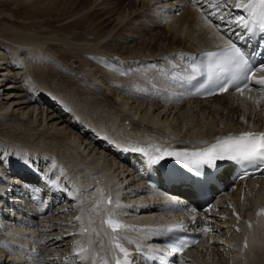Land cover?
<instances>
[{
  "label": "bare ground",
  "instance_id": "6f19581e",
  "mask_svg": "<svg viewBox=\"0 0 264 264\" xmlns=\"http://www.w3.org/2000/svg\"><path fill=\"white\" fill-rule=\"evenodd\" d=\"M114 1L122 2V0ZM127 1L128 10L133 11L132 13H135V17L137 16L138 19H147L148 23H145V25L150 30H154L157 27L162 28V32L158 31L155 34V41L156 43L158 42L156 45L162 43L166 45V48H163L165 45L160 47L155 55L163 51L165 53H175V56L179 58L173 64L176 68L185 67L188 69V60L185 64L184 58H190L194 50L209 47L212 43L219 40V28L214 23H217L223 30L236 29L239 25L236 18L230 21L224 17V14L213 18L214 23H211L204 15L197 13L192 8L193 3H201L210 11V16L216 12L213 9V5L215 8L214 2L219 3V6L229 4L232 7L235 4V0ZM163 6H167L171 10L177 8V15L163 14ZM179 6L182 7L179 8ZM9 32H12V30H9ZM20 34L22 33H17V35ZM97 36L99 37V35ZM23 37V40L21 39L22 42L21 40L18 41L21 42L19 44L20 50L15 49V51L10 53L5 51V49L0 50V145L4 146L2 151L5 148L6 153L9 150L10 152L14 151L22 159H24L23 149L28 152L34 151L41 156L54 157L56 171L53 176L58 180V184L67 177L71 181L72 186L69 192H71L73 200L64 203L69 205V208L74 205L75 209H77L71 214L76 218V224L66 225L67 220L64 218L66 215L64 213L61 216L48 215L44 219L45 221L47 220L46 223L40 222L37 229L29 231V233H34L35 231L41 233L42 240L52 246L48 248L51 251L47 259L50 264H99L101 262L100 258L106 257L108 251L107 234L97 224V219L100 215L113 210V205L117 203V198L114 194L111 193L110 195L109 193L112 177L117 175L118 182H128V179L123 180L122 177H119L118 171L116 174L114 173V167L118 164V161L115 159L113 160L114 162L111 161L110 163L109 159L106 160V154H109V152H106L98 143L91 150L90 145H94V143H91L92 141L90 145H86L87 139L84 134H81V132L73 133L74 130L72 131L71 129L73 125L70 124L74 120L73 117L78 118L75 124L82 131L90 133V130H87L89 128L113 141L117 140L121 144L125 143V145L135 142L134 139H138L143 141V148H147L148 143L158 140L175 146L202 144L215 134H226L229 131L238 130L246 126L248 121H250L249 119L253 120L252 123L257 128H261L264 125V106L257 109L254 106L242 105L229 95L213 97L208 103L191 101L190 104L192 105L188 112L187 105H183V102L179 101L177 97L170 98L168 96L169 92L175 93L172 88L167 89L163 86L164 84L161 85L163 88L156 87L161 81H166L165 85L168 84L170 86L169 73L163 69L160 72L155 70L156 68H153L152 71L144 68L145 70L141 69L140 73H138V70L137 73L132 71L131 76L129 75L130 77L125 81L131 88L127 84L123 86V88L126 87L125 89L127 87L130 89H128V95L126 93V95L122 96L123 94L121 95L114 91L111 88L110 82L112 83V81H109V77H106L108 83L105 84L104 89L99 87L92 80L99 75L97 73L99 70L95 72L94 69L95 65L98 67V61L107 66L108 70L111 68L110 73L114 69L115 62L112 63L107 60L110 59L108 56L113 55L114 59L120 58L122 60L128 58L127 61L130 64H133L131 63L133 61L135 64L142 65L148 62L145 59H143L144 61L133 59L136 54L140 55L142 51L138 53H123L120 43V45L117 43L116 50H108L110 53L102 51V48L99 49L100 44L76 46L66 43L67 50L70 52L74 51L79 55L82 53V56L83 53L93 55L91 51L98 49V54L93 57L94 60H98V63L94 65L86 64L83 73H81L83 78L89 80L88 84H82L74 74H68L66 73L67 71L62 72V70H59L58 73L64 79H60L59 82L58 80L55 82L51 81L52 79L49 81L45 75L55 73L54 64L61 63V60L49 53V50L45 48L47 42L40 40L37 42L27 32L23 33ZM26 38L33 41H29ZM58 41L61 45L65 43V41ZM16 43L13 44L17 45ZM79 55L78 57H80ZM162 56L164 57L165 55ZM88 59L86 60L88 61ZM45 63L48 66H44ZM120 63L122 65V61ZM107 64H110V67ZM121 65L119 66L122 67ZM63 66L66 67L67 64L62 63L61 69ZM115 66L119 67L116 63ZM116 70L114 69L115 73ZM101 72L104 71L101 70ZM106 73L108 74V72ZM115 73L113 72L112 74L116 77ZM127 73L130 74L129 72ZM103 74L101 75L103 76ZM107 74L106 76H108ZM177 75L173 73V77H177ZM12 76L19 77V80L22 79L21 82L14 84L11 79ZM27 77H29L30 81L26 79ZM44 77L49 83L45 81ZM56 82L60 84L58 86H62L65 89L74 87L77 89H74L73 92L62 93L64 90L55 89L53 84ZM113 83L114 85L117 84ZM2 84L6 85L2 86ZM122 89L120 88V90ZM125 89L124 91H126ZM108 90L111 95L104 93V91ZM51 93H54L59 98H54V102H50V104L53 107L57 106L60 110L61 105L64 103L73 115L67 113L64 116H59L53 108L39 103V101L43 100L48 104V95H51ZM51 97L53 96L51 95ZM137 99H140V101ZM171 116L173 117L172 120L175 119L179 122V128H172V121L169 120ZM19 144L23 149L18 146ZM258 184V188L252 198L257 200V203H262L264 202V181H260ZM228 197L233 200L236 206H241V210L246 205L245 212L248 210V203L252 202L251 198H246L245 194L242 193L240 185H237L236 190L229 195L226 194V198ZM109 199L111 203H109ZM149 207L150 205L148 204L147 208ZM159 215L158 209L131 214L125 220L134 227L130 225L125 228L124 234L129 238L144 235L146 230L138 228L147 225L152 220L158 221L159 218L157 219V216ZM220 224L228 225L230 222L226 221ZM49 226H51L50 229ZM21 229H24V227ZM82 229H88V231L82 232ZM47 230L50 231L48 232ZM71 231L78 233H73L74 235L66 237V233ZM228 232H230V229H228ZM246 238L248 241L247 249L226 252L223 247L215 244V246L209 247L211 256L218 258L217 264H264L263 224L256 229H251ZM122 240L127 242L125 237ZM101 244L103 245L102 247ZM82 247L88 249L86 253L88 258L85 260H82L77 255ZM0 250L3 252L2 249ZM196 259L197 261L202 260L205 264H213V262H206L202 255L196 256Z\"/></svg>",
  "mask_w": 264,
  "mask_h": 264
},
{
  "label": "rangeland",
  "instance_id": "374dc122",
  "mask_svg": "<svg viewBox=\"0 0 264 264\" xmlns=\"http://www.w3.org/2000/svg\"><path fill=\"white\" fill-rule=\"evenodd\" d=\"M127 2H128L127 0H122V2L120 3L114 0H0V50L5 49V51H7L8 53L15 51V49L20 50L19 44H21L24 38L23 33L27 32L32 35L33 40L37 42L39 40L42 42H47L45 48L49 50V53L57 56V58L61 60V63L58 62L54 64L56 68L54 69L55 73L49 74L47 72L48 75H45V77H47L49 81L52 79L51 81L55 82L58 80L59 82L60 79L62 78L64 79V77L62 75H59L60 73H58L59 70L60 71L62 70V72L67 71L66 73L68 74H72V75L74 74L75 77H77L82 84H88L89 80L83 78L81 73H83L86 64L94 65L95 63L99 62L98 67L97 65L94 66L95 72L99 70V72H97L99 73V75L97 74L98 76L92 79L94 81V84L97 83L96 85L104 89L105 84L108 83L107 81L108 79H106V77L107 78L109 77V81L110 80L112 81V83L110 82L111 88H113L114 91H116L118 94L121 95L123 94L122 96L126 95V93L128 95V89L131 87L125 82L127 79L126 76L130 77L131 74L133 73L132 71H134V73H137V70H131V71H126V70H129L131 68L133 69L135 68V66H137L135 65L134 67H131V65L135 64L134 61L131 62L133 64H130L127 61L128 58H124L122 60L120 58L114 59L113 55L108 56L110 57V59L107 60L111 61L112 63L115 62L117 66L121 65L120 62L122 61V65H121L122 67L120 66L116 67L114 63V69L115 70L117 69L116 73L114 69L111 70L112 73L113 72L115 73L116 77L118 76L116 78L115 76H113L114 74L110 73L111 68H109L108 70L107 66L103 65V63H101L97 59L94 60L93 57L96 56V54H98L97 53L99 51L98 49L96 51H91L93 52V55L89 53L87 54L83 53L84 59L83 56L81 55L82 53L79 55L74 51L70 52L69 50L66 49V43L76 46L77 45L81 46L82 44L83 46L100 44L101 46L99 45V49L102 48V51L106 53H110L109 51L116 50L117 45L120 43L121 44L120 47L122 48L121 50L123 51V53H131V52L138 53L142 51L140 52L141 53L140 55L136 54L134 56L135 58L132 57L134 60L141 59V61H144L142 60L143 57H148V58L154 57L155 59L156 56H159V54L158 55L155 54H157L158 53L157 51L160 49V47H163L165 44L163 45L161 43L160 45H156L158 42L156 43L155 41L156 38L155 34L158 31L162 32L163 31L162 28L157 27L154 30H150L148 26L145 25V23H148L147 19H143V18L138 19L137 16L135 17V13H132L133 11L128 10ZM133 17L134 19H132ZM9 30H12V32L14 33L9 32ZM17 33L18 34L22 33V34L17 35ZM97 35H99V37ZM26 39H28L29 41H33L32 39L30 40L29 38ZM19 40H21V42H18ZM58 40L65 41V43H63L64 45L58 43L59 42ZM15 41L18 43H16ZM13 43H16L18 47H16L17 45ZM163 48L165 49L166 45ZM75 54L77 55L75 56ZM78 55L80 57H78ZM86 59H88V61ZM124 62L125 64L127 63L126 64L127 66L125 64L123 65ZM62 63L63 64L66 63L67 66L66 67L63 66L64 68L62 67L61 69ZM107 65L108 67H110L109 66L110 64ZM44 66H48V64L45 63ZM153 68H157V67H153ZM101 70L104 72H101ZM143 70L145 69L143 68ZM139 71L141 72L142 70H138V73H140ZM106 72H108V74ZM127 72H129L130 74H128ZM102 73H104L103 76L101 75ZM124 73L127 74L125 75ZM106 74L108 76H106ZM12 77L11 79L17 78V76H12ZM101 77L104 79H102ZM97 78L99 79V81ZM112 78H116V79H112ZM47 79L45 81L49 83ZM21 80L22 79H20L16 83L21 82ZM58 82L55 83L56 85L55 84L53 85L55 89L57 88L59 91H63V90L65 91V92L63 91L62 93H67L70 91L73 92L74 89H77L75 87L65 89L62 86H58L60 85ZM113 82L117 84L114 85ZM165 82L166 81H161L160 83L157 84L156 87L163 88L164 86L167 89H171L169 88L168 84L165 85ZM13 83L16 84L15 82ZM125 84H127L129 88L128 87L127 89H125L126 87L123 88ZM162 84L164 85L161 86ZM5 85L6 84H2V86ZM120 88L121 89L123 88L122 89L123 91L120 90ZM124 89L126 91H124ZM109 92H110L109 90L104 91L106 95H108ZM109 95L111 94L109 93ZM191 105L192 104H189L188 106V112L190 111L189 108L191 107ZM172 118L173 117L171 116L169 119L170 121H172L171 122L172 128L173 129H175L176 127L179 128V122L175 119H174L175 121L172 120ZM76 127H78L76 124L71 127L72 131L74 130L73 133L81 132V134H84V137L87 139L86 145H90L91 143H94V145L93 144L90 145L92 150V148L95 147V145L97 144V141L96 142L93 141V138L89 135L88 132L82 131L80 127H78L79 129ZM89 138H91L92 140ZM106 155H107L106 160L109 159L108 161H110V163L111 161L116 159L113 154L109 153ZM116 160L118 161V158ZM51 226H49V229L51 228Z\"/></svg>",
  "mask_w": 264,
  "mask_h": 264
},
{
  "label": "snow or ice",
  "instance_id": "6c2138e0",
  "mask_svg": "<svg viewBox=\"0 0 264 264\" xmlns=\"http://www.w3.org/2000/svg\"><path fill=\"white\" fill-rule=\"evenodd\" d=\"M235 7L246 10L253 18L258 17L259 27L261 31H264V0H247V2H245V0H235ZM239 19L241 22L244 21L243 16H241ZM244 26L245 28L248 27L246 23ZM207 55L209 57L219 58L217 67L222 72L228 71L230 67H250L244 53L238 47H236L235 44L230 42L226 44L223 53L218 54L215 52H210ZM194 71H196V69H194ZM260 71L264 72V68H261ZM247 75L250 77H255L256 70H250ZM209 79H211V76ZM256 83L264 85V78L256 80ZM228 86V84L222 83L220 85V91H227ZM244 87H247V84H245ZM238 90L243 93L244 88L242 87ZM133 150L143 151V149ZM145 154L148 155V163L150 165L159 163L165 158V156H170L178 159L185 168L189 169L190 172L194 173L196 176H200L203 174L202 169L204 166H207L208 168H215L217 166V161H232L236 163H264V132H245L238 136H228L223 139H217L214 144H211L209 147L200 151L171 152L167 149L156 147L154 153ZM109 203H111L110 199ZM193 211H195V209H193ZM259 214L264 215V209H262ZM77 218L79 219V217ZM104 222L107 223L108 227L113 233H116L119 229L124 227L113 217H108ZM81 231L86 232L88 229H82ZM203 231H208V229H204ZM112 241L114 249L122 253L124 257V259L121 260L119 256L114 255L113 259L115 260V264H129L127 258L129 257L130 253L128 250L124 248L119 242V238L117 236H112ZM192 243H196V241H192ZM102 246L103 245L101 244V247ZM184 246L185 244L181 242L176 250L183 251ZM87 252L88 249L82 247L77 255H79L82 260H85L88 258L86 255ZM100 260L101 264H109L107 257H101Z\"/></svg>",
  "mask_w": 264,
  "mask_h": 264
}]
</instances>
